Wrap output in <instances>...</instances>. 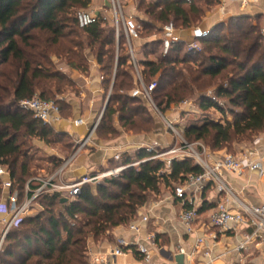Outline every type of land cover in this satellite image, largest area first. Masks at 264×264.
Segmentation results:
<instances>
[{
    "label": "trees",
    "instance_id": "1",
    "mask_svg": "<svg viewBox=\"0 0 264 264\" xmlns=\"http://www.w3.org/2000/svg\"><path fill=\"white\" fill-rule=\"evenodd\" d=\"M211 1L219 4L217 0H193L190 4L186 0L151 1L144 14L154 20L150 24L158 25L157 32L162 35L163 27L173 21L175 25L181 22L176 25L178 29L191 28L192 17L203 14L204 6L210 7ZM91 3L92 0H0V165L10 171L20 201L24 199L27 183L37 177H32V158L26 149L30 141L50 145L59 143V137H67L20 108L21 101L35 96L54 101L58 94L64 93L63 82L71 84L52 57L65 58L67 67L86 74L91 61L78 53L84 52L86 45L103 74V85L115 77L113 95L97 134L118 137L116 119L128 132L154 130L150 127L154 120L152 110L142 98L132 97L137 86L135 66L123 31L118 42L111 23L81 29L76 15L73 17L75 10L89 11ZM252 20L262 24L261 16H243L216 26L202 42L205 51L201 53L186 50L183 54L186 47L179 44L164 56L162 40L157 39L149 46L160 49L157 60L137 55L144 83L158 81L153 100L161 113L218 78L227 82L226 86H220L217 95L229 100L233 122L190 125L184 132L190 144L205 142L218 152L239 138L249 140L264 132V36L259 25L249 23ZM71 25L75 30H71ZM80 33L85 41L69 39L74 34L78 39ZM117 48L121 51L119 56ZM149 54L155 55L156 51ZM195 56L202 59L194 60ZM199 106L204 110L220 109L208 97ZM143 110L150 114L151 120L138 122L136 118ZM152 156L147 149L138 150L134 157L124 156L122 164L127 168L118 176L104 179L95 189L94 184L85 185L79 196L67 202L48 196L39 198L42 210L22 220L7 235L0 264H89L90 244L99 243L100 239L112 241V232L136 221L139 212L160 196L163 189L175 193L188 176L202 173L189 158L174 159L168 168L160 160H149ZM133 159L140 164L131 166ZM54 160L52 173L63 164L62 160ZM39 186L32 184L34 189Z\"/></svg>",
    "mask_w": 264,
    "mask_h": 264
},
{
    "label": "crops",
    "instance_id": "2",
    "mask_svg": "<svg viewBox=\"0 0 264 264\" xmlns=\"http://www.w3.org/2000/svg\"><path fill=\"white\" fill-rule=\"evenodd\" d=\"M142 1L151 2L150 0H121L123 9L128 8L129 17L133 18L135 17L136 2L141 3ZM217 1L219 2L216 5L217 9L213 13L208 12V16L202 22L201 28L203 30L212 31L216 26L224 23V19L230 20L231 18L243 16H261L262 18L264 0L257 6L247 8H243L238 4L227 3L224 11L220 8V1ZM109 4V0H92L89 11L100 12L103 8L109 7ZM207 7L204 6V10ZM193 28L179 29L183 39L188 40L191 38ZM161 38L162 35L159 39L161 40ZM157 39V37H154L150 40V43L155 42ZM137 55L141 56V53L137 54L136 52V58ZM152 61L155 60L152 59ZM99 70V66L93 60L88 72L90 75L87 73L89 76H84L78 71H65L67 74L71 73L75 80L82 78L84 83L82 82L78 87L79 94L78 92L76 94L71 93L62 99V103L69 109L70 116L63 118L61 111V120L51 126L57 133L71 137L74 142L73 151L67 157L58 155L59 160L64 163L74 153L77 143L85 139L90 134L91 129L96 126L95 131L90 135L89 147L79 155L65 173L64 180L67 182H76L84 177L95 176L122 167L124 156L134 157L138 150L146 149L149 145H161L163 142H170L168 136L172 132L167 126L163 129H155L151 133L142 132L137 134L122 129L117 119L115 121V126L119 132L117 138L102 140L97 137V121L103 117L109 101L103 88L102 76L98 75ZM78 120H82L83 123L76 124L75 122ZM117 155L120 156L118 161L115 159ZM222 156L224 155H216L212 158L216 159ZM223 179L234 194L245 203L252 206L264 204V179L259 173H248L243 177H238L232 173L224 172ZM169 191L164 189L160 196L139 212L138 219L143 216L149 218L147 223H140V233L131 231L129 226L115 229L111 234L112 241L110 242L112 244L108 241L109 245L104 244L102 247H97L95 244L89 245L88 262L90 263L95 256L105 255L118 247V241L122 239L133 245L130 248H124L125 255L116 259L118 262L125 264H146L143 261V256L137 250L136 245L139 244L149 250L153 264H172L168 255H177L181 250L186 252V264H204L208 262V259L203 255L207 251L211 253L214 260L213 264H264V241L262 239H253L246 245V249L239 250V247L247 242V236L251 234V230L240 228L235 233H221L211 225L210 215L217 209L220 202L233 207L231 197L219 193L213 184L206 186L199 202V214L196 223L199 231L198 237L204 238L205 242L201 249L196 251L197 237L187 234L181 222V215L184 210L175 197V193ZM3 230L4 227L0 223V239ZM150 236H155L154 243L148 241Z\"/></svg>",
    "mask_w": 264,
    "mask_h": 264
},
{
    "label": "built area",
    "instance_id": "3",
    "mask_svg": "<svg viewBox=\"0 0 264 264\" xmlns=\"http://www.w3.org/2000/svg\"><path fill=\"white\" fill-rule=\"evenodd\" d=\"M157 2L159 0H150ZM191 3L193 0H186ZM220 8L225 10L227 3L238 4L243 8L257 6L262 0H219ZM109 7L103 8L100 12L95 11H79L76 14L78 25L81 29L88 28L98 23H111L116 31L117 41L119 42L121 30L124 33L131 62L135 66V77L137 86L132 92V97L142 98L145 103L162 115L153 101V94L158 88V81L155 80L151 84L146 85L143 81L141 71L137 64L136 51L132 43L140 39L139 27L133 17H126L121 0H109ZM262 32L264 34V11L262 13ZM210 32L203 30L200 27L193 28L191 38L183 39L179 29L173 22L165 25L162 32V52L167 56L175 45L184 44L189 51L200 50V44L209 38ZM101 80L103 78L101 77ZM212 102L218 104L217 98L212 92L206 95ZM181 109L190 110L193 108V103L185 101L180 105ZM20 108L31 112L35 119L42 123L52 126L55 122L61 120V109L55 101L43 100L39 96L32 99L23 100L20 102ZM76 124L83 123L82 120L75 122ZM168 129L181 140L180 147L170 149L175 156V159L183 160L186 158L196 160V164L202 169L200 175H190L187 177L184 184L176 187L175 197L179 200L183 213L181 222L184 225L186 232L190 236H196V251H199L203 246L204 238L198 237V229L196 226L198 220V209L201 195L208 184L215 185L217 191L232 198L233 207H229L226 203L220 202L217 209L210 215L211 225L218 229L221 233H235L240 228L251 230V234L247 236V242L239 247V250L246 249V245L253 239H262L264 241V204L252 206L234 194L232 189L223 179V173L229 172L238 177H243L248 173H259L264 179V142L261 139H255L252 145L238 154H225L221 158H212L207 155L206 148L201 143L190 144L186 142L179 134L173 122L165 119ZM91 136L79 141L74 153L64 161L49 177H35L31 179L25 188L23 201H20V195L17 190H14V182L11 178L10 171L7 167L0 165V223L4 230L0 239V251L6 240L9 232L17 227L19 223L30 216L38 214L42 207L38 200L42 196L60 199H72L80 195L82 188L88 184H99L104 179L118 176L127 167L122 166L106 173L95 176L84 177L76 182H67L64 180V175L71 167L72 163L79 155L89 147ZM201 148L203 154L197 151ZM152 157L149 160H158L159 155L153 148H146ZM206 153L207 156H204ZM115 159L120 160L117 155ZM174 160V159H172ZM172 160L169 162V167ZM140 163L131 166H138ZM33 183H38L40 186L36 189L32 188ZM149 218L143 216L129 225V229L135 233H140V223H147ZM148 241L155 242V236L148 237ZM118 247L112 249L105 255L95 256L89 264H125L120 263L116 259L124 256V248H130L133 245L120 239ZM138 252L143 256V261L146 264H153L152 256L149 250L143 245H136ZM196 253V252H195ZM179 254L186 256V252L181 250ZM203 255L208 259L204 264H213V259L209 251Z\"/></svg>",
    "mask_w": 264,
    "mask_h": 264
},
{
    "label": "rangeland",
    "instance_id": "4",
    "mask_svg": "<svg viewBox=\"0 0 264 264\" xmlns=\"http://www.w3.org/2000/svg\"><path fill=\"white\" fill-rule=\"evenodd\" d=\"M144 2L145 3L143 5H141L140 2L139 3L136 2V4H135V10H134L135 17H134V19L136 20L137 25L140 29V39L138 41L132 43V45H133L135 51L137 52V54L141 53V56H140L141 58L144 57L148 60H152V59L157 60L158 57H160V55H161L160 49L155 47V46H151L149 48V46H150V40L151 39H153L154 37H157L159 39L160 35L158 34L157 29H156V28L159 29V26L156 25L157 26L156 27L155 24H153V26L150 24L152 21L154 22V20L150 16H147L144 14V9H145V7L148 6V3H149L147 1H144ZM210 5H211L210 7L208 6L205 9L203 14L194 15L192 17V27H194V28L200 27L201 28L202 24H203L202 23L203 20L208 16V12L213 13L217 9L216 3L214 1H211ZM79 11H82V10H75L73 12V17H75V15ZM124 13H125V16L128 18L129 17V15H128L129 9L125 8ZM251 17L254 18V16H251ZM224 21H225L224 23L229 24L228 19H224ZM234 23H236V22H233V24ZM249 23H254L256 25H259L261 28V34L264 36V34L262 32V24L259 20H252V22H249ZM176 25L180 26L181 22L180 21L176 22ZM229 26L231 27V24ZM71 30H75V28L72 25H71ZM225 33H228V28L225 29ZM157 35H159V36H157ZM69 39L71 41H75V42H80L83 40L85 41L84 36L81 33H80V37L78 39L76 38L75 34L71 35L69 37ZM185 47L186 48L184 49L183 54L186 50L189 51L187 46H185ZM199 49L200 50H196V51H192V52L201 53V52L205 51L204 50L205 48H204L202 43L200 44ZM155 51H156L155 55L149 54L150 52H155ZM78 53H80V54L83 53L86 58H88L91 62L93 61L92 53L86 45H85L84 52H82V50H79ZM120 53H121V51L117 48L116 49V55L119 56ZM214 53H217V52L215 51ZM52 59L54 60L55 65L58 67V69L67 75V77L69 78L70 83H71V84H68V83L63 82V85L65 87V89L63 91L64 93L58 94L54 99H52L54 101H56V100L61 101V104L59 106L63 110L62 117L68 118L70 116V112H69V109L67 108V106L64 103H62V99L71 93L76 94V92H78V94H79L78 87L82 82L84 83V80L82 78H78L75 80L72 77L71 73L67 74V72H65L66 70H71L69 67L66 66L67 60H65V58L61 57L60 59H57L54 56V57H52ZM193 59L194 60L202 59V57L201 56H195ZM91 62H89L90 65H91ZM183 67H185V66H181L179 68H183ZM88 74L82 73V75H84V76H89L90 74L89 75ZM98 75L102 76L103 74H101V72H99ZM108 78L111 79L112 77H108ZM114 78L111 79L110 83H106L105 86H103L104 91L107 94L108 100L113 95ZM226 83L227 82H223L218 78L217 80L209 83L208 87H206L205 89H203L201 91H196L194 95L189 96L186 99L182 100L180 103L173 105L171 107V109H169L165 113H162V115L158 114L157 112H155L154 109H152L150 107V109L152 110V113L154 115L153 124L150 127H153L154 130L155 129H161V128L163 129L167 126V124L165 123V119L168 121H171V122H173V124L176 127L179 134L187 142L188 140L185 138L184 132H185V129L192 124L202 125L206 121L207 122L211 121V122H215V123H220L222 125H226L227 122H233L234 116L231 113V105L229 104V100L225 97L217 95V91L220 88V86H223V85L226 86ZM209 92H212L213 95L217 98L218 105H219L220 109L213 107V108L204 110L203 108H201L199 106L200 101L204 97L207 98L206 95H208ZM185 101L192 102L193 108H191L190 110H186L183 108L181 109L180 105ZM154 104L156 105L155 101H154ZM140 107H143V106L141 105ZM143 111L144 112L136 118L138 122L140 121V119L151 120L150 114H148V112L146 110H143ZM102 118H100L97 121L98 127L100 126V124L102 122ZM141 123H143V122L141 121L140 125H142ZM98 127H97V130H98ZM97 130H96V135L98 138H100L102 140H110V139L117 138L115 134L111 135V136H101V135L97 134ZM168 137L170 139V142H168V143L163 142L161 145L160 144L159 145H149L147 147L153 148L154 151H156L159 155L158 160L164 162L166 164V166L169 168V162L172 159H175V156L172 152H170V149H172L173 147H180L181 146V140L177 135H175L173 133L172 134L169 133ZM58 139H59V143H54V144H50V145H47V144L40 142L38 140H31L30 141V143L28 144V148H26V149L28 150L30 157L32 158V162L30 163L32 177L33 176L43 177V178L49 177L51 175V173L54 171L53 165L51 164V163L55 162L54 159H59L58 155L67 157L68 154H70L73 151V147H74L73 143L74 142H73L71 137H62V138L59 137ZM255 139H261L264 142V132L256 135L255 137H252L249 140L239 138L235 142H233L232 144L227 145L226 148L222 149V151H218V152L213 151V149L211 147L207 146V144L205 142H198V143H201L204 146V148H206L207 155L209 157V156L225 155V154H231V155L238 154L239 152L243 151L244 149L250 147L252 145V143L255 141ZM188 143H189V141H188ZM197 151L199 153L203 154V152H202L203 150L201 148H198ZM204 154H205L204 156H207L206 153H204ZM191 160L193 161V163L196 164V160H194V159H191ZM133 163L136 164L138 162H135V160L133 159ZM113 167L115 168V166H113ZM92 187H93V189H95L96 184H94ZM168 190H170V189H168ZM169 192H171V190ZM0 193H1V190H0ZM0 198H1V196H0ZM100 240L102 241V239H100ZM101 241L99 243H95V245L97 247H99V246L102 247L104 244L109 245L107 240H104L103 242H101ZM110 243L112 244V242H110ZM4 247H5V243L3 244L2 249H4Z\"/></svg>",
    "mask_w": 264,
    "mask_h": 264
},
{
    "label": "water",
    "instance_id": "5",
    "mask_svg": "<svg viewBox=\"0 0 264 264\" xmlns=\"http://www.w3.org/2000/svg\"><path fill=\"white\" fill-rule=\"evenodd\" d=\"M96 129V126H94L92 129H91V132L90 134L87 136L89 137L91 135V133H93V131H95ZM86 137V138H87ZM62 202H67V199H63ZM169 256V261L172 263V264H186V258H185V255L183 254H177V255H168Z\"/></svg>",
    "mask_w": 264,
    "mask_h": 264
}]
</instances>
